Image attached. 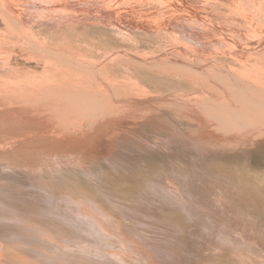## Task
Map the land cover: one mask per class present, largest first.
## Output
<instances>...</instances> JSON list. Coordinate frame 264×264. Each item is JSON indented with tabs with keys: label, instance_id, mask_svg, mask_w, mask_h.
<instances>
[{
	"label": "rangeland",
	"instance_id": "rangeland-1",
	"mask_svg": "<svg viewBox=\"0 0 264 264\" xmlns=\"http://www.w3.org/2000/svg\"><path fill=\"white\" fill-rule=\"evenodd\" d=\"M150 1L16 0V4L0 0V61L21 67L19 58L25 55L24 60L28 56L33 62H48L63 57L53 56L51 49L69 44L85 59L111 55L105 68L118 76L124 67L134 72L137 63L143 62L136 55L138 45L120 37L121 33L125 36L128 31L133 37L134 32L138 37L136 30L151 26L150 31L162 34L160 41L159 37L145 38L151 48L175 44L181 50L202 53V57H220L215 43L222 38L231 44L230 20L248 21L247 16L255 13L261 19L264 12V0H253L255 4L252 0H248L250 4L247 0H195L191 4L169 0L162 3L166 11L157 15L151 11ZM172 14L178 27L169 26ZM245 25L247 28L244 23L236 28H253ZM31 67L28 76L38 72L37 66ZM255 68L263 72V80L264 64ZM157 71L163 73L152 69ZM14 73L27 74L21 69ZM145 74L142 81L152 99L167 97L158 106L153 103L149 113L106 115L104 105L97 104L92 95L73 90L61 97L59 92L67 112L48 128L54 137L50 155L38 152L30 165L0 158L1 264H264V186L252 178L259 170L264 172V136L247 135L239 143L237 132L225 133L230 123L214 117L216 111L215 115H222V102L230 103L221 98L222 81H216L222 90L218 87L212 100L180 86L168 74L163 78ZM141 91L130 87L125 93L136 96ZM113 103L115 111L118 105ZM107 116L125 123L108 122ZM250 119L256 122L255 117ZM93 128L97 143L89 141L69 153H58L55 144L68 143L73 135ZM116 150L122 154L120 160L104 159L105 151Z\"/></svg>",
	"mask_w": 264,
	"mask_h": 264
},
{
	"label": "bare ground",
	"instance_id": "bare-ground-1",
	"mask_svg": "<svg viewBox=\"0 0 264 264\" xmlns=\"http://www.w3.org/2000/svg\"><path fill=\"white\" fill-rule=\"evenodd\" d=\"M14 1L16 2V0ZM166 1H169V0H151L150 1L152 2L151 11L153 12L155 11L154 14H157L158 11L165 12L166 5L163 6L162 3L164 2L166 3ZM171 1H186L187 3H190V4L196 3L195 0H171ZM9 2L11 4V1ZM250 2L251 1L247 0L248 4H250ZM247 3L245 4L244 7H246ZM16 4L18 3L16 2ZM167 4H168L167 6H169V2ZM263 4L264 3H262V6ZM181 5H177V6H181ZM205 5L203 4L201 6H205ZM256 5H259V4H256ZM248 7L243 10L244 13L246 9L248 10ZM175 8L177 9L178 7H175ZM261 9L264 10V8H261ZM15 11H17V9ZM20 13L22 14V12ZM248 13L253 14V12H251L250 10ZM261 14H262L261 19L260 17L259 19L255 17V16H258L256 13L253 15L249 14L250 17L253 16L257 18L258 23L255 22L256 21L255 18L253 17L250 18L249 16H247L248 14L246 15L248 21H245L242 18L240 19L238 18L237 20H234V21H231L229 19L231 22V25H230L231 27L229 30H231L230 38L232 42L231 44L227 43L226 41L224 42L223 41L224 39L222 38H219L217 40V42L215 43V46H216V49H219L220 57H217L216 55L215 56L212 55L208 57H205L204 55L202 57L200 55L202 53L198 54L193 49L192 51L189 49L188 51L185 49L181 50V48L179 49V47L176 46L175 44L167 45V43H164V44L162 43V44L157 45L155 43L156 46L151 48V46H149L147 43H144L147 40L145 39L146 37L151 38V39L152 38L157 39L159 37L157 41L162 40V34L159 35L156 32L154 33L150 31V29H152L151 26L149 27L150 29L144 28L141 26L142 28L140 30H136L139 33V35H137L138 37H134V35H136L134 32H133L134 35L132 37L128 31H127L128 33L125 31L126 32L125 36H122V33H121V36L120 34H118L123 39L125 38L131 39L132 41L135 42V44L138 45V50L136 51V55L138 57H141L143 60V62L137 63L136 69L134 72L129 67H124V69L121 71L120 74H118V76H114V75L112 76L105 68V64L110 63L108 59L111 57V55L107 54L106 56L107 58L101 59V60L99 59L97 60L95 58L85 59L80 56L79 50L78 51L73 50V47L69 44L68 45L66 44L56 45L58 47L60 46V48H62L65 51H63L62 49H55V48L51 49L50 52L52 53L53 56L61 54L63 55V57L62 58L55 57V60L53 59L48 62H46L45 60L42 63H38L36 61L33 62L34 59L28 56H26L24 60V58L22 57H24L25 55H21V58H19V60L22 59L20 61L21 67L17 65V63L15 62L10 63L5 60L0 61V156H1L0 158L2 159L4 158L3 161L6 163H16L17 165L19 164L30 165L31 161L37 160L38 158L37 156L39 155L38 152H40V154L45 153L44 155H48L49 153H51L48 151L50 148H52L51 146L54 143L52 138L54 137H52L53 135H51V132L48 131V128L57 119H60L59 118L60 116H64L65 115L64 113L67 112L66 102H63L57 96L59 92H61V97H66V95L69 94L70 91H73V90H75L77 93H80V94L82 93L85 96L92 95V97L97 99L98 101L97 104L104 105V108L102 110H104L103 112H107L106 115L109 113L115 112V114L117 113L118 115H122L123 113H125L127 114V117H128L129 114L130 115L137 114L136 111L138 110L143 112L141 114H144V112L149 113L150 110H152L154 107V106L152 107L153 103L157 104L158 106L161 103H164L167 97L164 95L166 99L161 98L160 101L158 100L154 101V99H152L153 96H152L151 91L148 89L147 84H145L142 81V79L144 78L143 74L146 75L145 74L146 72L151 73V76L152 74H154L153 76L157 78H163L162 75L168 74L169 78H172L178 81L177 83H179L180 86L187 87V88H190L198 92L200 91L202 93L201 94L202 96L206 98L210 97V99L213 98L212 97L213 92H216L217 94L219 93L220 87L219 86H218L219 88L217 87L216 81H219V80L222 81L221 83L222 84L224 83V86L222 85L220 86L223 87L224 91H221V92H223L224 94L222 95V97L221 96L220 97L222 99L227 98L226 101L230 100V103L222 102V104L224 105V108L222 110V115H219V116L215 115L217 112L216 111L214 112L215 113L214 117L221 119V121H224L226 123L227 122L230 123V126L227 125L229 127L226 129L225 133H230V130H233V132H237V135H240V138H241L239 143L245 142L246 141L245 137L247 135H253L257 137L264 136V129L262 126L263 125L262 123L264 122V81H263L264 79L260 80L263 72L259 68H255L257 64L259 63L264 64V12L262 11ZM157 15H161V13ZM4 19L2 21L3 23L5 22ZM169 20L171 21V24L169 26H174V27L177 26V23L174 21L176 20V18L174 17V14H172V17ZM19 21L21 20L19 19ZM245 22L248 25L252 26L253 28H248L249 30L247 29L240 30L236 28L237 25L239 24L241 25L242 23H244V26L247 28V26L245 25L246 24ZM26 30H24L23 32L25 33ZM238 36L241 37L243 41L239 42L238 41L239 39L237 38ZM76 38H78V36ZM23 40L26 42L28 41V40H25L24 38ZM33 40L35 41V38ZM222 41L224 42V44L221 43ZM207 42L209 43V41ZM84 43L85 42H83V44ZM142 47H143V50H141ZM94 50H95L94 47L89 49L91 53H93ZM137 56L136 58L138 60ZM36 59L38 60L41 58H39V55H38L36 56ZM184 62L185 64L188 63V65H186L187 67L182 66ZM46 63L48 65L50 64L49 65L50 67L46 66L45 65ZM114 63L117 64L118 62L115 61ZM32 64H34L35 67L37 66L36 70L38 72H36L37 73L36 75L31 74V76H28V73H29L28 71L32 68L31 67ZM38 64H42V65L39 66ZM154 68H157L158 70L160 69V71H163V73H161L160 71H159L160 73H158L157 71V73L155 74L154 73L155 71L152 72V69ZM17 69H21L22 71H25L26 73L27 72L28 73L27 74L25 73L26 75H19L17 73H14V71H16ZM9 72L11 73L9 74V76H7V73ZM136 74L140 75V77H137ZM220 74L222 77L220 76ZM147 76L149 77L150 74H147ZM215 78H217L218 80H215ZM130 87L141 88L142 91L144 92L142 91H141L142 93L137 92V94L138 93L139 94L136 96L127 95L128 93H125V90H128ZM220 89L222 90V88ZM173 93L175 94V92ZM155 96L157 95L155 94ZM170 96H174V95L171 94ZM174 97L176 98V96ZM187 97H188V94H187ZM189 100H192V99H189ZM113 102H115V104L117 102V105H118V108L115 109V111L113 109L114 107L112 108L111 106L112 104H114ZM187 104L188 103L184 105H187ZM180 105L182 106L181 103ZM200 108H201V104L197 110H199ZM196 109L194 108V110ZM152 112H155V110H153ZM189 116H194V115H189ZM201 116H203V114H201ZM107 117H108V120H107L108 122L110 120H113L112 123H115V124L117 123L119 125H122L123 123H125V121L118 119V117H116L115 120H114V117L112 118L110 116H107ZM250 117H255L256 122H252ZM96 128H99V126H96ZM96 128H93L92 131H88L82 135H78V134L73 135L74 137L71 139V141L69 140L68 143L67 142L65 144L59 143V144H55L54 146L57 147L56 148L57 150H60L58 153L63 152V151L66 153H69L72 150H76L74 148H77V147L79 148L81 147L80 145H84L88 143L89 141H92V142L95 141L97 143L98 142L97 140L99 137L97 136L98 133H96ZM100 129H102V127ZM3 136L5 138H3ZM117 151L118 150L112 153L105 151L104 159L107 161L114 162V163L117 162V160H120L119 157L122 156V154L120 155L119 154L120 152L119 151L117 152ZM114 153L119 154V155H115ZM252 178L255 180V183L257 182L259 184H263L262 186H264V172H260L259 170V173H257L255 177L252 176ZM0 223L2 222L0 221ZM5 225L7 226V224ZM0 264H1V259H0Z\"/></svg>",
	"mask_w": 264,
	"mask_h": 264
}]
</instances>
